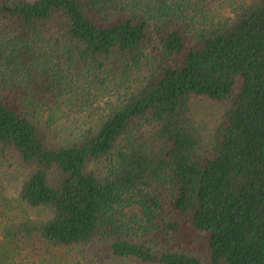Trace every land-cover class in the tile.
<instances>
[{
	"label": "trees",
	"instance_id": "obj_1",
	"mask_svg": "<svg viewBox=\"0 0 264 264\" xmlns=\"http://www.w3.org/2000/svg\"><path fill=\"white\" fill-rule=\"evenodd\" d=\"M196 96L231 99L209 139ZM95 241L264 264V0H0V264Z\"/></svg>",
	"mask_w": 264,
	"mask_h": 264
},
{
	"label": "rangeland",
	"instance_id": "obj_2",
	"mask_svg": "<svg viewBox=\"0 0 264 264\" xmlns=\"http://www.w3.org/2000/svg\"><path fill=\"white\" fill-rule=\"evenodd\" d=\"M226 14L228 11L224 9ZM238 85V82L236 83ZM192 112L202 134L209 139L214 129L222 122L231 107V99L216 101L204 96H196L191 99ZM102 164H99L101 166ZM24 170L7 173L6 181L10 191L14 192L22 179ZM34 218L42 216L41 212L26 209ZM131 211V209H130ZM191 250L195 255L205 259V250L200 244H192ZM17 264H128L127 261L115 259L106 244L99 241L90 242L87 245L72 247H52L47 249L22 248L14 254Z\"/></svg>",
	"mask_w": 264,
	"mask_h": 264
}]
</instances>
